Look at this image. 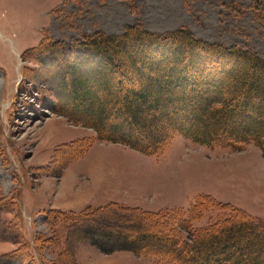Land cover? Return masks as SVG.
Returning <instances> with one entry per match:
<instances>
[{"label":"rangeland","instance_id":"1","mask_svg":"<svg viewBox=\"0 0 264 264\" xmlns=\"http://www.w3.org/2000/svg\"><path fill=\"white\" fill-rule=\"evenodd\" d=\"M128 26L162 35L186 26L199 39L237 45L264 59V0H0V256L19 246L22 230L35 258L31 264H155L151 256L108 253L91 244L87 235H99L104 221L76 224L61 217L51 225V209L70 216L88 207L119 206L181 210L187 216L192 204L210 196L264 224L259 146L210 148L176 135L162 151L146 154L99 138L94 127L63 113L68 98L72 101L101 64L79 43L97 32L122 36ZM106 68L101 76L107 81L95 90L101 99L113 87ZM75 98L84 110L89 102ZM141 108L145 122L158 116L147 105ZM106 112L101 122L109 128L114 114ZM149 125L153 139L167 131L163 124ZM218 212L208 209L193 227L210 225ZM135 214L119 221L122 230L136 227L141 216ZM239 239L231 241L228 255L264 259V248L248 249ZM166 243L172 247L171 240Z\"/></svg>","mask_w":264,"mask_h":264},{"label":"trees","instance_id":"2","mask_svg":"<svg viewBox=\"0 0 264 264\" xmlns=\"http://www.w3.org/2000/svg\"><path fill=\"white\" fill-rule=\"evenodd\" d=\"M78 47L98 55L101 64L99 72L96 70L89 81L83 80L81 91L76 92L75 97L88 101V105L79 111L76 98H68L70 104L63 113L76 123L94 127L99 138L130 145L146 154L164 149L176 135L210 148L239 150L253 143L264 149V59L256 52L204 41L186 26L164 35L139 26H128L122 36L97 32ZM105 67L110 70L108 78L113 87L101 99L95 90L107 81L101 76ZM146 105L148 111L158 114L149 123L167 126L165 134L156 139L140 115L141 107ZM106 111L114 114L109 128L101 122ZM210 208L219 211L213 222L193 227V222ZM2 209L0 200V213ZM175 211L88 207L70 216L51 209L48 217L51 225L61 217L63 221L73 219L76 224L100 219L107 226L99 235H87L91 244L108 253L127 250L151 256L155 264H264V259L249 262L248 258L234 259L227 254L231 241L238 237L239 244H246L248 249L264 248V224L258 217L210 196H202L192 204L187 216L181 210ZM133 214L141 216L136 227L122 230L119 221L129 220ZM108 219L113 224H108ZM252 235L261 238L259 246ZM17 237L19 246L0 256V264L35 261L22 230ZM169 240L171 248L166 243ZM46 242L51 243V239Z\"/></svg>","mask_w":264,"mask_h":264}]
</instances>
